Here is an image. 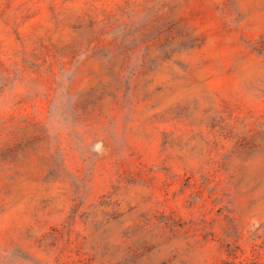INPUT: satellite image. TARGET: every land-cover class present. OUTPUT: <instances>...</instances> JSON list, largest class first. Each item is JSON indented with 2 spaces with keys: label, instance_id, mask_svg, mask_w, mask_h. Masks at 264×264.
<instances>
[{
  "label": "rangeland",
  "instance_id": "rangeland-1",
  "mask_svg": "<svg viewBox=\"0 0 264 264\" xmlns=\"http://www.w3.org/2000/svg\"><path fill=\"white\" fill-rule=\"evenodd\" d=\"M0 264H264V0H0Z\"/></svg>",
  "mask_w": 264,
  "mask_h": 264
}]
</instances>
